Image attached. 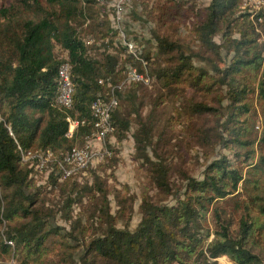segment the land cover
<instances>
[{
	"label": "trees",
	"instance_id": "trees-1",
	"mask_svg": "<svg viewBox=\"0 0 264 264\" xmlns=\"http://www.w3.org/2000/svg\"><path fill=\"white\" fill-rule=\"evenodd\" d=\"M117 1L0 0V260L216 264L227 256L233 264H264V132L258 139L257 131L245 125L253 111L249 99L264 103V22L258 31L243 12V0H124L123 16L129 7L134 20L158 22L156 42L133 38V54L118 41L112 24ZM177 17L192 20L196 48L163 32L169 25L179 27ZM219 33L221 42L215 40ZM65 61L73 66L70 108L57 102ZM134 68L151 82H125L117 89L109 138L119 143L134 138L135 159L162 198L143 195L142 220L131 230L117 226L111 191L96 170H90L91 183L81 182L82 173L62 178L54 163L39 183V171L23 160L22 151H51L62 159L85 146L95 129L93 102ZM169 101L176 114L166 119L160 108ZM69 117L79 121L72 136L67 135ZM109 138L111 153L100 165L115 170L120 159ZM217 146L231 153L209 162L202 179L184 168L185 184L171 179L185 148L199 161L201 151L208 159ZM46 189H60L52 207L42 198ZM170 196L174 202H163ZM85 198L105 224L88 238L83 218L73 216ZM58 214L70 229L52 225Z\"/></svg>",
	"mask_w": 264,
	"mask_h": 264
},
{
	"label": "rangeland",
	"instance_id": "rangeland-1",
	"mask_svg": "<svg viewBox=\"0 0 264 264\" xmlns=\"http://www.w3.org/2000/svg\"><path fill=\"white\" fill-rule=\"evenodd\" d=\"M203 4L206 3V0L202 2ZM133 3L130 4L132 6ZM137 10H141V6L133 5ZM133 8V7H131ZM129 7H127V12L125 13V16H123L122 23L120 25L126 29L127 34L130 33V38H138L139 40H150L152 39L155 43L153 36V30L158 28V22L154 20H148V21H142L141 19L134 20L133 18L129 17ZM126 19L127 24H130L129 26H126L124 23V20ZM111 20L113 27L115 28L116 22L114 21V17L111 15ZM176 23L180 24L178 28H175L174 26H170L165 28L163 32H165L167 35H171L172 33H175V36L180 38L183 42V44L191 46L193 48H196L198 43L197 36L193 30V24L191 19H184L183 21H179V17L176 18ZM119 24V23H117ZM173 29V30H172ZM162 30V29H161ZM132 31V32H131ZM135 31V34L133 33ZM174 31V32H173ZM119 36V34H118ZM222 33H219L215 36V40L218 42H221ZM152 44L150 42L146 43L147 48H152ZM57 51H60L59 48H57ZM201 63V62H198ZM249 83L251 84L253 80L251 78H248ZM258 82L255 83L257 85ZM254 85V84H253ZM154 86H151V91H154ZM156 93V91H154ZM209 103H212V101L208 100ZM249 101L252 104L253 111L252 114L247 115L246 117H249V123L245 124L247 129L257 131L258 133V139L263 135L264 132V114L262 112V107H264L263 101L258 99L256 96L255 98L249 99ZM173 102L169 101L166 104L162 105L160 110L163 112V118L166 117L169 118L172 115H175L173 109ZM176 106V105H175ZM255 109V110H254ZM245 117V118H246ZM1 118V117H0ZM209 119V118H208ZM244 119V117H242ZM174 129L177 127H173ZM109 142L112 146H115L118 150V158L120 159L115 170H112L111 168H107L105 170L103 167H101V163H103L101 160L96 162L94 165L90 166L84 173L78 176V180L81 182H84L85 180H89L90 183L93 181V176L90 173V170H96L97 173L102 177L105 178V181L107 183L108 189H110L111 193L109 195V199H111V206H112V213L114 215H118L119 219L117 222V226L120 228H124L126 225L131 230H135L137 226L139 225L140 221L142 220V213L140 211V205L142 202V197L147 192H152L153 195H155L158 198L160 197L159 194L156 195V189L152 188V185L150 183V179L148 177L147 172L141 167L140 163L135 159V141L134 138L130 135L127 139H125L123 142H117L115 137H110ZM185 154L184 157L177 159V169L175 172H173L172 180L175 181L176 184L183 183L185 184L186 181L183 178V176L180 173V169L184 168L186 169L191 175H193L196 178L202 179L204 177L203 171L208 166V163L213 161V159H216L221 156V154H227L229 155L231 151H229L226 148L217 146L215 151L210 154V157L208 159L205 158L204 152H200V159L197 161V159L194 157L196 152H191L184 149ZM259 153V149H258ZM258 160V157L254 159V162ZM172 162H175L174 159L171 160ZM39 183H43L44 178H46V175L43 177L36 175ZM242 190V188H241ZM59 191L60 189H54V190H47L43 193L42 198L46 200L47 206H53L54 204L58 203L60 200L59 197ZM184 191V189H183ZM119 197V198H118ZM85 198V204L83 206H77L73 210V216L79 215L83 218V228H84V236L85 238L90 237L91 235L97 233H101L99 230L100 228L104 227V215L99 213L96 216H93V211L91 208V204H89V200ZM124 201V202H122ZM175 198L173 196H170L168 199L163 200V202H174ZM124 203L123 205H120L119 203ZM228 209H233V206H228ZM89 209V210H88ZM122 211V212H119ZM212 211V210H211ZM211 213V212H210ZM209 213V222L211 223V215ZM52 225H60L63 227H66L67 229H70L69 223H66V221L63 219L61 214H58L57 218L51 219ZM2 226V230H3ZM75 243V242H74ZM83 252V248H80L78 250L77 257L81 255ZM216 264H233V262L227 257L222 256L216 259Z\"/></svg>",
	"mask_w": 264,
	"mask_h": 264
},
{
	"label": "built area",
	"instance_id": "built-area-1",
	"mask_svg": "<svg viewBox=\"0 0 264 264\" xmlns=\"http://www.w3.org/2000/svg\"><path fill=\"white\" fill-rule=\"evenodd\" d=\"M123 2L124 0L117 1L116 14L114 16V21L116 22L115 27L119 34L118 41L122 42L130 52L136 54L133 39L129 37L126 29L120 25L124 14L122 8ZM242 9L243 12L249 14L257 30L260 31V25L264 22V0H243ZM72 67L69 61H65L59 68L60 92L57 102L60 106L68 108L73 105L74 84L72 79ZM133 81L143 84H149L151 82L149 76L139 72L136 68L131 69L122 84L112 87L103 97H99L93 102L92 111L96 118L95 129L85 146L74 147L62 159H57L51 151L23 152L21 150L23 160L25 162H30V164L39 171V176L44 178L46 175V178L43 180L45 182L48 178V174L54 169V163H57L58 167L61 169L62 178H67L79 173H84L90 166L105 159L111 153L108 146V138L113 130L111 112L119 103L117 89L121 88L125 82ZM68 121L70 123V130L67 135L72 136L79 125V121L71 117L68 118ZM3 232L4 230H2V233ZM5 241L9 245L14 246L12 240H7L5 238ZM0 264L21 263L13 256L8 260H0Z\"/></svg>",
	"mask_w": 264,
	"mask_h": 264
}]
</instances>
